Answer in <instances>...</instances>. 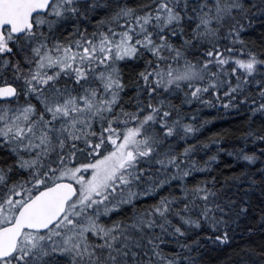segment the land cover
<instances>
[{
    "label": "snow or ice",
    "instance_id": "6c2138e0",
    "mask_svg": "<svg viewBox=\"0 0 264 264\" xmlns=\"http://www.w3.org/2000/svg\"><path fill=\"white\" fill-rule=\"evenodd\" d=\"M0 264H264V0H0Z\"/></svg>",
    "mask_w": 264,
    "mask_h": 264
},
{
    "label": "trees",
    "instance_id": "16d2710c",
    "mask_svg": "<svg viewBox=\"0 0 264 264\" xmlns=\"http://www.w3.org/2000/svg\"><path fill=\"white\" fill-rule=\"evenodd\" d=\"M210 118V122L203 130V136H209L212 132L219 131L221 129H234L243 124L242 115H227L223 111H217L216 109H204L201 118ZM211 117H216L212 120Z\"/></svg>",
    "mask_w": 264,
    "mask_h": 264
}]
</instances>
